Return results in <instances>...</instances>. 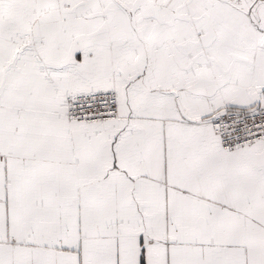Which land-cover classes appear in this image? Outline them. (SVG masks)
I'll return each mask as SVG.
<instances>
[{"label":"snow or ice","instance_id":"obj_1","mask_svg":"<svg viewBox=\"0 0 264 264\" xmlns=\"http://www.w3.org/2000/svg\"><path fill=\"white\" fill-rule=\"evenodd\" d=\"M0 264H264V0H0Z\"/></svg>","mask_w":264,"mask_h":264}]
</instances>
